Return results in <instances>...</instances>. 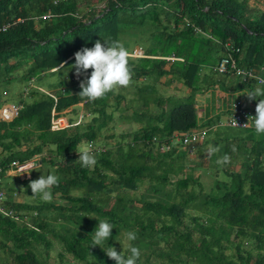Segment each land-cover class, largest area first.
<instances>
[{"label":"trees","instance_id":"trees-1","mask_svg":"<svg viewBox=\"0 0 264 264\" xmlns=\"http://www.w3.org/2000/svg\"><path fill=\"white\" fill-rule=\"evenodd\" d=\"M253 3L251 8L248 0H0V106L11 101L9 85L24 86L16 94L17 116L0 121V191L4 209L13 213V218L0 214V264H49L54 244L60 262L67 256V264H115L104 250L110 245L120 252L128 231L137 234L128 242L141 251L138 264L154 259L158 264H264V134L216 128L207 132L213 138L192 151L160 150L173 134L210 129L221 119L198 125L197 95L225 81L235 91L259 86L213 70L230 53L239 67L264 78V0ZM133 38L146 44L141 57L130 56ZM98 39L119 41L128 50L132 82L86 102L78 96L85 74L77 76L72 68L74 54ZM173 83L187 91L184 97L160 93ZM78 110L86 122L68 118V127L51 131L52 113L67 117ZM116 113L139 128L102 136ZM82 144L93 146L92 169L77 161ZM209 144L220 148L211 158ZM225 153L231 163L217 165ZM192 154L199 165L185 167ZM32 160L39 167L30 176H6L16 170L12 163ZM203 165L213 170V194L198 175L181 176ZM49 174L59 176L60 183L52 189L53 200L44 202L28 185ZM6 179L11 182L3 183ZM15 185L30 202L16 199ZM143 185L144 195L130 196ZM101 219L116 228L101 247H91Z\"/></svg>","mask_w":264,"mask_h":264},{"label":"clouds","instance_id":"clouds-1","mask_svg":"<svg viewBox=\"0 0 264 264\" xmlns=\"http://www.w3.org/2000/svg\"><path fill=\"white\" fill-rule=\"evenodd\" d=\"M74 56L75 63L72 65V68L75 69L76 75L80 76L85 74V79L79 84L81 91L78 96L86 102H95L98 99L105 98L109 92H114L120 88H127L132 82L133 71L129 64V52L119 41L105 40L101 42V40L98 39L93 47H84L77 51ZM89 69H91L90 76L86 75ZM256 80L259 84H264V78L256 77ZM245 95L249 101L253 99L257 100L255 116H249L248 121L252 120L255 133L258 136L262 135L264 134V99H257V97H264V88L257 86L249 90ZM233 125L237 126V121L234 118ZM247 125L248 123L243 127ZM219 151V147L209 144L206 155L211 158ZM232 151H236L235 145L232 146ZM77 153L79 155L77 161L81 163L82 167L89 169L94 168L97 159L91 144L81 147ZM216 163L219 166H227L231 163V157L225 153L216 160ZM38 167L39 164L36 162L26 164V166L20 170L18 176H30ZM59 183L60 177L56 174H49L47 176L41 175L38 179L30 180L28 187L31 189L33 196H38L44 202H51L53 200L52 189L53 187H58ZM113 228H116V226L107 219L99 220L96 228L92 232L93 236L90 246L101 247V245L112 237ZM125 235L129 242L137 239V234L133 231H128ZM104 252L109 259L115 261V264H138L141 256L140 249L136 246H132L131 243H129L128 248L130 255L125 256L123 251L118 252L110 245Z\"/></svg>","mask_w":264,"mask_h":264},{"label":"rangeland","instance_id":"rangeland-1","mask_svg":"<svg viewBox=\"0 0 264 264\" xmlns=\"http://www.w3.org/2000/svg\"><path fill=\"white\" fill-rule=\"evenodd\" d=\"M251 4V1L253 0H248ZM139 38H133L132 40L129 41V45H128V50L129 51H132L130 56L133 57V58H136V57H141L142 54L140 53L141 49L144 48V45L142 43V41H140V39L138 40ZM135 41V42H134ZM203 72L207 75L209 74V70H208V67H204L203 68ZM164 81V80H163ZM51 82L50 80H46L45 83H49ZM23 85L19 84V83H12L11 85L8 86V98H10L8 103L6 104H9V103H14V104H17V97H16V94L17 93H21L23 90ZM43 89H45V87H43ZM160 93H162L164 96H174L176 98H182L186 95L187 91L179 84V83H173L172 85H169L167 88H161L160 89ZM213 96L215 97L216 95L213 94ZM209 97V96H208ZM241 99H243L244 101V97L243 95L239 96ZM12 98V99H11ZM129 98V96H128ZM2 106H0L1 108ZM251 109V108H250ZM253 110L255 111V108H253ZM70 109L66 110L64 113L66 112H69ZM202 113L203 111L199 108H196V118H197V122H198V125H201L203 122L202 120ZM130 114V111H127L126 113H122V116H128ZM118 113H116V118L114 120V122L112 124L109 125V128L107 131H104L103 132V135L102 136H109L111 134H114L115 136H118L119 134H122V133H126V132H133L135 130H137L139 128V125L136 124V123H133L132 121L130 120H127L126 118H119L118 117ZM62 118H65L66 120L68 118H72L74 120V122L76 123H84L86 122L88 119L87 118H82V115H81V110H78L77 113H72V114H68L67 117H62ZM204 119V118H203ZM76 123V124H77ZM209 138H213V135L208 133L206 134V139H209ZM101 141H106L103 139V137H101ZM111 141L112 143H114L113 140H109ZM212 141V140H211ZM107 142V141H106ZM85 146V144H82L78 147V151L80 150L81 147ZM218 154V153H217ZM34 161V160H32ZM31 161V162H32ZM186 161L188 162H185V167H191V166H194V165H199L200 163V159L199 157L195 156V154H192V155H189L188 158L186 159ZM29 162V163H31ZM206 165H203V167L201 168H193V169H188L186 172L182 173L181 176L183 175H186V174H193V175H198L199 176V181L202 185V187L205 189L206 192H208L209 194H213L215 191H214V187H213V176L210 175L213 173V170L212 169H209L208 167L206 168L205 167ZM205 169V170H204ZM10 174H11V177H18L19 179H23L24 177H28V175H20V171L18 170H14V171H8ZM7 172V173H8ZM218 179L219 180H223L224 177L222 175H219L218 176ZM10 183L11 181L9 180H5L3 183ZM15 195H16V199L20 202H24V201H27V202H30L31 199H29L28 197H25L24 195H22L21 193H18L16 190H18V186L15 185ZM145 187V185H143L138 191L136 192H129L130 196L134 197V198H140V196L144 195L143 194V188ZM128 248H129V242L127 241L126 239V236L122 238V241L120 242L119 244V249L123 252H125L126 256L127 255H130V253L128 252ZM60 252V249H59V246L54 244L51 251L49 252V264H67V262H69V258L66 256L64 258V260L62 262H60L58 259H57V254ZM152 264H158V261L157 260H153L152 261Z\"/></svg>","mask_w":264,"mask_h":264},{"label":"built area","instance_id":"built-area-1","mask_svg":"<svg viewBox=\"0 0 264 264\" xmlns=\"http://www.w3.org/2000/svg\"><path fill=\"white\" fill-rule=\"evenodd\" d=\"M20 20H17L19 22ZM9 25H5L1 28V30H5ZM165 60H172V58H165ZM214 72L218 75H233L245 80H252L259 86H264V84H259L256 80V77H261L256 73L253 69H244L237 65L236 59L232 54L228 53L223 56L216 66L213 68ZM261 71H264V68H260ZM263 78V77H261ZM19 106L14 103L5 104L0 108V121H10L15 118L18 114ZM255 116V113L249 109L246 103L243 100H236L232 102L226 109V116L224 119L219 120L213 127L197 129L188 132L175 133L172 136L169 145L162 146L160 150H169L171 147L178 148H186L189 151H192L197 146L201 145L205 139L206 134L209 130H214L216 128H231L236 130H254V125L252 120L248 121V117ZM233 118L237 121V126L233 125ZM246 123L248 125L243 127ZM51 131H57L68 127L67 120L65 118L56 117L54 113H52V118L50 122ZM33 163V162H31ZM29 164V163H27ZM13 167H16V170L20 171L22 168L26 166L18 165L16 163H12ZM4 203V195L0 191V214L4 217L13 218L12 211H7L3 207Z\"/></svg>","mask_w":264,"mask_h":264},{"label":"crops","instance_id":"crops-1","mask_svg":"<svg viewBox=\"0 0 264 264\" xmlns=\"http://www.w3.org/2000/svg\"><path fill=\"white\" fill-rule=\"evenodd\" d=\"M253 5H254L253 1H251V4L249 2V6L251 8H253ZM256 8L260 9L261 7L257 6ZM224 84L226 85H223L215 89L213 92L209 91L208 93H205L203 95L200 94L196 96V108L198 109L200 108L203 111L201 115L203 122L207 121L210 118H215L216 116H220L221 119H224L226 116V109L229 106V104L234 102V100L235 101L243 100L239 97L241 95H243L244 102L249 107V109L251 108L250 110L253 111V113H255L253 108L256 107L257 100L253 99L249 101V99L245 95L247 94L246 90L235 91L236 88L234 87V85L228 81H225ZM213 94L216 96L214 97ZM257 99H260V97H257ZM6 176H11V174L8 172L6 173Z\"/></svg>","mask_w":264,"mask_h":264},{"label":"water","instance_id":"water-1","mask_svg":"<svg viewBox=\"0 0 264 264\" xmlns=\"http://www.w3.org/2000/svg\"><path fill=\"white\" fill-rule=\"evenodd\" d=\"M140 53L142 54V52L140 51Z\"/></svg>","mask_w":264,"mask_h":264}]
</instances>
